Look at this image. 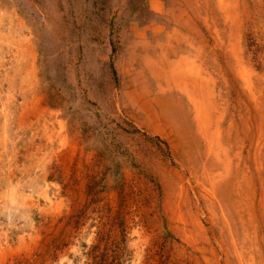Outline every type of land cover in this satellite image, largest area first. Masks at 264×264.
I'll return each instance as SVG.
<instances>
[{
    "label": "rangeland",
    "instance_id": "1",
    "mask_svg": "<svg viewBox=\"0 0 264 264\" xmlns=\"http://www.w3.org/2000/svg\"><path fill=\"white\" fill-rule=\"evenodd\" d=\"M0 264H264V0H0Z\"/></svg>",
    "mask_w": 264,
    "mask_h": 264
},
{
    "label": "bare ground",
    "instance_id": "2",
    "mask_svg": "<svg viewBox=\"0 0 264 264\" xmlns=\"http://www.w3.org/2000/svg\"><path fill=\"white\" fill-rule=\"evenodd\" d=\"M12 194V193H11Z\"/></svg>",
    "mask_w": 264,
    "mask_h": 264
}]
</instances>
